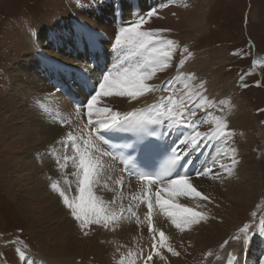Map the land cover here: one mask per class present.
<instances>
[{"label":"rangeland","instance_id":"rangeland-1","mask_svg":"<svg viewBox=\"0 0 264 264\" xmlns=\"http://www.w3.org/2000/svg\"><path fill=\"white\" fill-rule=\"evenodd\" d=\"M116 1H129L132 6L130 9H124L123 16L128 17L123 24L128 22L137 11L142 16L147 10L144 6H141L140 10L136 9L132 3L138 0H114ZM152 1L153 4L158 5L154 8L156 15L148 19L138 30H151L150 32L157 33L162 39L182 40L179 42L182 43L179 47L171 48L173 51L166 49L170 54L168 57L170 66L157 69L155 74L164 77L172 72L173 74L181 71L189 73L190 78L199 79L198 83L192 86V91L209 94L205 98L206 101L211 102V106L198 108L197 112L201 113L200 116H205L215 128L218 121L226 122L223 119L226 115L234 119L230 131L232 135L228 136V147H231L230 151H232V146L240 145L245 152L244 157H249L250 163L255 165L256 192L245 197V204L241 206L233 207L234 205H230L229 202L212 204L208 207L207 221H204L203 225L199 223L198 229L189 231H186V228L181 230L172 226L169 215L164 213L165 209L161 207H156L154 211L151 208L152 217L149 220L147 218L149 208L143 200L136 199L133 205L127 197L119 193H117L120 195L118 198L108 197L101 201L103 206L119 218L117 226L106 229L93 225L88 236L83 235L79 222L76 223L73 219L65 220L64 225L60 224L56 217H48L47 210L50 207H41L39 203L27 201L28 209H25L26 206L24 208L21 206L22 210L24 209L22 212L17 204L20 201L19 194L25 195L31 188L30 185L25 186V182L20 178L24 173V167L30 165V160L35 154H38L36 158L39 163L47 161L50 169L54 167L51 165L49 154L34 149L35 139L32 141L26 139L23 144L16 143V140L22 137L15 133L16 129L22 130L20 132L22 135L24 133L22 125L30 126L31 123H37L29 107L17 108L13 105L17 95L24 93L19 92L17 86H22L23 90L28 86L26 89L33 97L32 100L45 102L39 105L30 103L37 117L45 121L55 114L53 107L58 108L67 102L61 99V94L66 96L67 90L64 88L65 84H70V80L75 91L79 92V97H88L90 100L95 94L90 92L89 95L84 92L85 83L82 78L91 80L92 76L83 73H86V69L97 70V68L89 56V52L94 51H89L88 47L98 50L101 44L103 52L109 53L107 46L112 42L103 40L104 32L100 30L107 22L103 17L114 20L116 9L114 6L110 7L112 3L114 4L112 0H0V241L5 245L0 264L1 262L25 264L19 256V249L16 248L20 245L18 243L20 238H23L29 246V250L24 251L32 264H52V260L65 258H73L75 261L78 259L79 264H108L110 262L108 252L112 248L120 253L119 257L114 258L115 261L118 260L115 264L119 262L123 264L124 256L133 264L141 263L139 255L152 250L153 237L159 239L161 232L165 235L164 246L170 244L176 251L179 252L180 249L181 253L180 256H173L169 252L170 259L167 264L170 262L172 264V261H178L179 264L199 262L205 264L207 258L212 257L226 245L236 240L243 241L245 237L241 233L245 225L255 229L254 235H256L250 237V242L244 244L243 249L248 250L249 246L250 250L257 253L253 256L257 264L262 257L260 264H264L262 254L264 252L258 244L264 234L260 232L264 227V63L257 62L264 61V0H146L147 6ZM189 1L192 3H188ZM189 6L191 9H196L197 13L201 10L203 12L200 21L203 27L200 29H198L199 21L188 18ZM174 8L176 12L173 10L170 13L174 23V26H171L167 22L168 16L164 14ZM176 13L178 21L174 20ZM100 16L103 17L99 18ZM189 19L195 27L186 24ZM154 20L157 24L152 28ZM183 36L185 38H182ZM23 37L35 38L34 60L31 65L33 72L30 73L23 68L20 72L23 79L18 82L16 81V74L19 72L17 66L21 58L23 62L26 61L25 51L19 47ZM173 42L178 44L177 41ZM159 46L156 44V47ZM140 51L143 53L145 50ZM124 53H120L122 56H117L122 62L129 60L128 56H132L127 53L126 57ZM140 55L143 57L142 54ZM132 57H135L134 53ZM70 62L78 66L79 72L70 70ZM102 63L103 61L99 60L101 68H105ZM105 64H109V61ZM79 78L81 83L78 82ZM34 79L37 81L36 86ZM38 82L41 85H38ZM44 83L46 86H42ZM201 84L204 85L203 89L199 88ZM96 89L99 90L97 87ZM44 90L56 91L60 98L55 99V103L51 100L47 101L42 96L41 91ZM105 97H99L97 102ZM221 101L223 104L220 103ZM20 113H24L26 121L22 120L23 116H18ZM58 122L60 121L58 120L53 126V131L59 130L63 135H67L69 132L67 130L71 126ZM37 129L39 133L42 131L41 126ZM66 137L62 139L60 146L52 145V147L54 149L63 147L68 143L67 140H70L68 135ZM228 158L224 157L220 160L225 166L224 169L220 166L212 167L211 176H194L189 179L196 182L203 180L211 182L215 178L225 176L221 174L222 172L229 176L226 168L230 167L231 161L227 160ZM67 163L71 164L68 161ZM244 171L242 169L240 173ZM254 172L255 170L253 174ZM218 182L221 186L220 194L225 193L223 190L228 189L230 180L227 182L218 180ZM78 183L79 188L81 184ZM76 186H70L67 188L69 190L64 189V195L69 199H77L79 189ZM91 187L93 196H100L99 192ZM135 193L136 191H130V196L134 197ZM111 194L114 195L116 192ZM178 194L183 203L196 204L201 210L202 198L197 200L192 192ZM49 195L52 198L59 197L60 192L55 190ZM60 199L63 200V197ZM209 203L206 200V208ZM43 205L46 204L43 202ZM29 209L33 210L32 215L27 213ZM40 210H44V213H39ZM69 212L68 208L66 214ZM65 236L67 239L64 238ZM197 236L205 240L200 247L187 243V239ZM236 236H239V239H235ZM181 237L184 239L178 241ZM148 239L152 242L146 243ZM184 240L185 242L180 244ZM145 244H149L148 250L143 249ZM164 246L159 249L160 253ZM153 258H157L155 253Z\"/></svg>","mask_w":264,"mask_h":264},{"label":"bare ground","instance_id":"bare-ground-1","mask_svg":"<svg viewBox=\"0 0 264 264\" xmlns=\"http://www.w3.org/2000/svg\"><path fill=\"white\" fill-rule=\"evenodd\" d=\"M191 1H189L188 3H190ZM112 2H114V0H112ZM132 4L136 6L137 10H140L141 6H144L147 10L142 16H140L139 12L137 11L133 17L129 18L128 22L123 24L125 19L128 17V16H123V11L124 9L132 8V6L129 1H123V2L116 1L114 2V4L112 3L110 5V7L114 6L116 9L114 20H111L109 17L108 19L103 16L99 17V18L103 17V20L107 21L105 26H103L100 30L104 32L103 40L111 41L112 44L107 46L109 53L103 52V47L101 44H99L98 50H95L92 47H88L89 51H94V52H89V56L91 57L92 62L95 63L97 70L86 69V73H83L89 77L92 76L91 80L82 78L85 83V86H83L85 93H88L89 95L90 92H92V94H96V92L99 91L96 89V87L97 88L100 87V84L103 82V77L107 75L110 71L115 72L117 69L119 71H123L124 68H135L137 65L142 64L144 60L150 55L151 46H149V51L147 52L144 51L142 53V51L140 50L143 49L139 48L135 44L125 43L122 46H118L116 44V37H118L119 33L122 30L126 29L128 25H133L135 23L134 21L138 20L140 17L143 16L146 17L148 11H150L151 9L154 10V8L158 6L157 4H153V1L149 3V5L147 6L146 0H138L136 2H133ZM173 10L174 12H176L174 8V9H169V11L164 14V16H168L167 22L171 26H174V23L172 22V17L170 16V13L173 12ZM195 10L196 9L193 8L191 9V7L189 6L188 18H190L191 20L196 19L197 21L200 22L201 18L203 17V12L201 10L200 12L197 13ZM176 15L177 13L175 14L174 20L178 21ZM190 19L186 22V24L195 27V24L192 23ZM184 20L185 21L187 20V16L184 18ZM155 24H157L156 20L153 21L152 28H155ZM201 27H203V25L200 22L198 29H200ZM171 37L174 38V35L171 34ZM182 38L185 37L183 36ZM172 41H177L178 43V44H173L172 47H179L182 44L179 43L182 41L181 39L180 40L176 39ZM34 42H35V38H31V37H29V39H25L24 37L21 39V43L19 47H21V49L25 51L24 58L26 59V61L23 62V58H21L17 66L19 72L16 74L17 77L16 81L18 82H20L23 79V77L20 75V72L23 70V68H26L30 73L33 72L31 70V65L34 60V51H33L34 50L33 46L35 45ZM125 51L126 53H124ZM120 53L121 54L124 53L126 57H127V53L132 54V56L134 53L135 57H132L130 55V57L128 56V59L130 61L127 60L128 61L127 62L126 60H123L122 62L121 59L119 60L117 58V56L119 57V55H121ZM138 53L142 54L143 57ZM125 56L123 55V57ZM99 60L103 61L102 64L105 68H101L99 64ZM106 61H109V64H105ZM169 61H170L169 58H167L165 61V67L170 66V64H168ZM70 64L71 66H69V68L72 72H79L78 66H75L73 62H70ZM129 64L130 67H128ZM165 67H163L162 69H164ZM157 69H161V68H157ZM173 73L174 72L164 77H162L161 74L154 73L148 80L145 81V84L148 86V90H146L143 94L139 95L135 100H133L130 97H116L114 98V102L113 99L109 97L100 99V101L97 102V104L95 105L93 109V115L90 117V119L88 118L87 110H86V106L90 100L87 97V95H86L87 98L79 97V92L75 91L74 87L72 86L73 82L71 80L69 81L70 84H65L64 89L67 90L66 96L61 94V99L67 102H65L63 105H60L58 108L53 107L52 110L55 111V114H53V117L48 118L47 121L38 118L34 110L30 106V103L39 105V104H44L45 102L40 100H32L33 97H31V94H28L26 89L28 86L24 89L25 90L24 91L23 87L18 85L17 90L19 92L22 91L24 93L23 95H17V97L14 99L13 105L17 108L29 107L31 109L32 115L36 117L37 123L34 124L31 123L32 125L30 126L22 125L21 127L24 129V133L22 135H20V132H22V130L16 129L15 133L18 136H22L16 140V143L23 144L24 141H26V139H29L31 141L35 139L36 144L34 146V149L49 154L51 157V165L54 167L50 169L48 166L49 163L47 161H45L44 163H39L36 158L37 157L36 155L38 154H35L33 159L30 160L29 166L24 167L23 170L24 173L20 178H22V181L25 182V186L30 185L31 188L25 195L19 194L20 201H18L17 204L20 210L24 212V209L22 210L21 206H23V208L26 206L25 207L26 209L28 206L27 201L32 202L34 204L39 203L41 207H50L47 210L48 217H53V216L56 217V220L58 219L60 224L65 225V220H71V219L75 220L70 212L66 214L68 207L63 203V200L60 199L62 198L61 195L59 197L52 198L49 194L50 192H53L55 190H57L60 193L65 192L67 188H69L72 185L76 186L77 182L80 183V181L83 179V177L81 176L83 175V172L80 170L79 160L77 158L79 153L76 151L75 146L72 145L71 143V141L77 137L79 138L77 143L80 145V149L81 150L87 149L90 157L94 161L99 162L97 167H100L102 165L104 169L103 171H101L99 176L94 177V180L98 182L91 184V186H93L95 190H97L100 194V196L98 197L95 196V198L98 201L101 202L108 197L118 198L120 197L119 194H121L124 197H127L128 198L127 200H129L133 205L136 203V199L143 200V202L146 205H148V201L151 200L152 210L154 211L156 207L159 208L160 205L157 202V197L155 194L157 191L160 190V188L164 187V185L159 187L155 184L138 182L135 178L130 176L128 173H126L117 164L116 161L114 163H110L109 161L112 160L113 158L112 157L110 158L107 155L109 151L106 150L93 135L94 131H99L102 130L103 128H99V129L94 127L90 128V124L95 123L97 120L107 118V114L96 111V109H103L105 107L110 108L113 112H118L120 120H123L126 115L130 120V117L133 113H137L141 111L142 112L146 111L148 113V111L150 110L149 108H151L152 106H162L168 98H173L177 106L183 109V105L180 102L182 100L188 99L187 96L188 91L193 90L192 86L196 85L199 79L197 80L190 78L189 73L183 71L177 72L175 74ZM174 77L175 79H173ZM33 82L36 86L37 81L34 79ZM78 82L81 83L80 78L78 79ZM90 83L95 87L90 88L89 86ZM38 85L41 84H39L38 82ZM186 85H188L189 87L186 88L185 87ZM42 86H46L45 83L42 84ZM59 86L62 87V85ZM41 92H43L42 96L45 97L47 101L51 100L53 103L56 102L55 99L60 98L59 97L60 95L56 91L44 90ZM67 95L72 99H74L75 101L80 99L83 105L81 104L82 105V106L80 105L81 107H76L74 105V102H72V100H70V98ZM199 95H203L204 97H206L209 94L203 92V94H198L197 96L193 97V100H195ZM188 107H195L193 101H188ZM77 110H79V114H77ZM197 111L198 109H196V116L191 118L197 121L195 130L200 131L201 133L213 131L215 129V126H211L210 121L205 119V116L201 117L200 116L201 113H198ZM18 116H23L22 120L26 121L24 113H20ZM185 119H187V117H185ZM223 119L226 120L228 124V128L226 129V131L231 133L230 131L233 128L234 119L229 117L228 115H226V117H224ZM58 120L60 121L58 122V124L63 123L71 126L67 130L69 131L67 135L70 138V140H67L68 142L66 143L67 145L65 144L61 148L54 149L52 145L60 146L62 139L67 138L66 137L67 135H63L61 131L59 130L53 131V126L56 125ZM165 121L166 123L163 128L164 137L168 139L169 143H171L172 148H174L176 151H179V149L187 147V144L182 145L181 141L185 140V138L188 137L191 133L194 134L193 129L190 128L188 125L187 127H185L186 124L174 125L171 123L170 120H165ZM120 124L121 122L118 123V125ZM38 126H41L42 128V131L40 133L37 129ZM113 127L114 126L108 129H111ZM70 128H72L71 131ZM26 134L28 135L26 136ZM228 139H229L228 137L227 139L221 137L219 139L212 140L210 142L208 140H204L202 143H199L198 145L191 146L190 150L185 155L182 156L185 161L179 173L176 174V176H179L186 173V175L189 176L188 182L192 183V187L195 188L196 191L200 192L203 196L209 197L208 201L210 203L207 205V208H206V200L204 199L200 201V208H201L200 210L199 208H197L196 204L186 205L185 203H183L179 197V194L177 193H171L168 191L162 193L163 197L165 199L170 198L172 204L174 205H180L181 207H188V208H192L195 211L202 212L204 214V219L201 221L202 225L204 221H207L206 219L207 213L209 212L208 207L211 206L212 204H216L219 202H229L230 205L231 204L234 205L233 207L241 206L242 204L243 205L245 204V200H244L245 197L250 196L251 194H253V192H256L255 165L250 163L249 157H244L245 152L242 151L240 145L235 144L234 146H232L233 150L230 151L231 147H228ZM86 141L88 143H85ZM224 157H229L227 160L231 161L229 165L230 167L233 168V171L229 176L226 175L225 172H222L221 174L225 176L220 177L218 179L215 178L211 182H208L206 180L196 182L193 179H189L196 176L199 172L204 170L206 166L209 164H211L212 167L220 166L221 165L220 160L221 158ZM233 157L237 161L235 165L232 164ZM74 159H75V163H73ZM67 161L72 165L71 164L69 165ZM212 161H216V163L212 164ZM242 169H244L246 172L244 171L243 173H240ZM253 170H255L254 174H253ZM212 177H216V176L212 175ZM218 180L221 182H227L228 180H230V186H228V189L223 190L225 192L223 194H220L221 186ZM53 185H55L56 188H54ZM76 187L78 188V185ZM130 191L131 192L136 191L134 197L130 196ZM112 192H116V194L112 195L111 194ZM26 195H28L27 197H29V200H27ZM77 199H79V195L77 196ZM197 200H200V197H197ZM43 202L46 205H43ZM27 213H29V215L30 214L32 215L33 210L29 209L27 210ZM39 213L43 214L44 210H40ZM164 213L168 215L167 210H165ZM169 219H170V224L172 226H175L170 216ZM41 221H43V219H41ZM77 222L78 221H76V223ZM199 225L200 224H196V225H192L190 228L189 227H185V228L186 231H189L190 229H198ZM255 235L253 233L251 236L254 237ZM64 238L67 239V236H65ZM183 239L184 237H181L178 239V241ZM203 241L205 240L198 236L187 239V243H189V245L194 244L196 247L197 246L200 247V245L203 244L202 243ZM145 242L150 243L152 242V240L148 239ZM184 242L185 240L182 241L180 244ZM258 244L262 247L261 251L264 252V234L259 239ZM148 245L149 244H145V248L143 249L148 250L147 249ZM243 245L244 244L242 243V240H236L230 243L229 245H226L221 250H218L216 254L212 253L213 254L212 257L207 258L205 264H228V257L229 254H232V252L233 253L237 252V255L235 256L236 258L234 264H243L244 262H246V264H257L255 259L253 258V256L257 253L250 250L249 246L247 247L248 250L243 249ZM4 250H5V245L3 244V242L0 241V259H2L1 256ZM149 252L145 251V254H140L139 256L141 257V260H143V258L146 257ZM108 253L110 257V262L108 264L117 263L118 260L115 261L114 258L119 257L120 253H117L115 251V248L109 249ZM160 254L161 256L164 257V259H160L159 257L153 258L152 261H150V263L148 262V264H167L168 260L170 259L168 256L169 252L167 251V246H164L163 251ZM262 254L264 255V253ZM192 256L193 255H191V257ZM140 257H138V259ZM262 259L263 257L261 258V260ZM4 260L6 261V259ZM77 260L75 261V259L73 258H69V259L65 258L59 260L55 259L52 260V264H79ZM123 260H124L122 261L123 264H133V262L129 261V259L125 256ZM134 260L136 259L134 258ZM1 263L3 264V262ZM119 264L121 263L119 262ZM135 264H142V261L141 263L136 262ZM172 264H179V262L172 261Z\"/></svg>","mask_w":264,"mask_h":264},{"label":"snow or ice","instance_id":"snow-or-ice-1","mask_svg":"<svg viewBox=\"0 0 264 264\" xmlns=\"http://www.w3.org/2000/svg\"><path fill=\"white\" fill-rule=\"evenodd\" d=\"M167 6V5H165ZM155 10H151L147 13V16L140 17L132 26L127 27L122 30L118 37L116 38V44L122 46L125 43L135 44L139 48L149 51L150 55L144 60L142 64L137 65L135 68H124L123 71L118 69L113 72L110 71L107 75L103 77V82L100 84L99 91L96 92L94 96L90 99L86 106L87 115L91 117L93 115V109L97 104L98 98L101 96H106L113 99L116 97H130L135 100L139 95L143 94L148 90V86L145 84V81L148 80L157 70V68L165 67V61L169 57V52L166 49H171L173 46V41L170 39H162L157 33L150 31H140L141 25H144L148 19L155 16ZM163 31V30H160ZM155 42V43H154ZM156 44H159V47H156ZM187 51V49H185ZM258 63H264V61H257ZM186 88L189 86L186 85ZM200 89L204 88V85H199ZM198 94L192 90H189L187 93L188 99L182 100L180 103L183 105V109L175 103L173 98H168L162 106H156L153 109L155 116L147 120L141 119L138 121H130L126 115L123 120L119 119V113L113 112L110 108L96 109L97 112H103L107 114V118L97 120L95 123H91L90 126L94 128H103L108 129L112 126L117 125L120 122H128L129 124H144V123H161L165 120H170L172 124H186L193 129L194 134H190L185 140L181 141V144H187L189 147L179 149L178 155L175 159L171 160L166 166L165 170L158 176L156 179L159 181V184L164 185L156 192L157 202L159 203L162 209L168 211V215L172 218L173 224L176 228L184 230L185 227H191L201 223L204 219V214L199 211H195L192 208L181 207L180 205L172 204L171 199H165L162 195L165 191L171 193L179 192H192L195 196L200 197L204 200H208L209 197L203 196L200 192L196 191L195 188L188 182L187 175L173 176L172 171L177 165L178 160L185 155L191 146L198 145L204 140L209 142L212 140L219 139L221 137L227 139L231 133L227 132L228 124L226 122L218 121L216 128L211 132L201 133L200 131L195 130L197 121L191 119L196 116V109L203 107H210L211 102L206 101V98L203 95H199L198 99L193 100V97ZM188 101H193L195 107H188ZM223 104V101L220 102ZM79 114V110H77ZM187 117V119H185ZM96 138L99 140L101 136L99 131L96 134ZM79 138H74L71 143L75 146L76 151L79 153V167L83 172V179L80 181L82 186L79 187V199H69L64 195L63 192L60 195L63 197V203L70 209L71 215L76 221L79 222V227L83 232V235L88 236L93 225L99 226L101 228H114L118 224L119 218L115 213L110 212L102 202L98 201L93 196V190L90 186L93 183L98 181L94 180V177L99 176L101 171H103V166L97 167L98 161H94L87 149L81 150L80 145L77 143ZM85 143H88L87 141ZM111 158L112 152L107 153ZM123 165L129 172H136L131 167V162L120 157ZM114 163L115 160L112 159L109 161ZM75 163V159L73 160ZM216 161H212V164H215ZM237 161L233 157L232 164L235 165ZM63 166V165H62ZM220 168L224 169V165H220ZM228 174H231L233 171L232 167L226 168ZM140 175L141 179H146L149 184L153 183V177L149 175H143L136 172ZM213 173L211 164L207 165L204 170L199 172L196 176H208ZM178 177V178H177ZM165 178L167 182L165 183ZM55 187V185H53ZM149 212L147 218L151 220L152 217V201H148ZM154 231V230H153ZM255 232V229L250 228L248 225H245L242 230V235L245 239L242 241L243 244L250 242L251 235ZM261 233H264V227L260 229ZM239 239V236L234 237ZM152 250L143 258L142 264H148L152 261L153 253L160 259H164L161 256L159 249L165 244V235L163 232L159 234V239L153 237ZM19 256L25 261V264H32V261L28 260L24 250H18ZM167 251L170 252L173 256H180L181 253L176 251L170 244L167 246ZM234 256L229 254L228 264H234Z\"/></svg>","mask_w":264,"mask_h":264},{"label":"trees","instance_id":"trees-1","mask_svg":"<svg viewBox=\"0 0 264 264\" xmlns=\"http://www.w3.org/2000/svg\"><path fill=\"white\" fill-rule=\"evenodd\" d=\"M18 241L20 242V244L23 246V248H24L25 250H29V246H28L27 243H25V242L23 241V238L18 239Z\"/></svg>","mask_w":264,"mask_h":264},{"label":"water","instance_id":"water-1","mask_svg":"<svg viewBox=\"0 0 264 264\" xmlns=\"http://www.w3.org/2000/svg\"><path fill=\"white\" fill-rule=\"evenodd\" d=\"M236 255H237V252H235V253L232 252V256H236Z\"/></svg>","mask_w":264,"mask_h":264}]
</instances>
